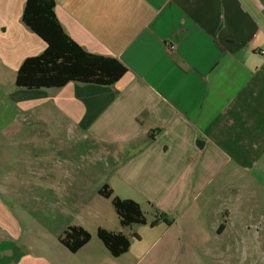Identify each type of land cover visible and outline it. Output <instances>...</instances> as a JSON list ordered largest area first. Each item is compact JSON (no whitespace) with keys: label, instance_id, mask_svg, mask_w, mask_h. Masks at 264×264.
Instances as JSON below:
<instances>
[{"label":"crops","instance_id":"0c3cea01","mask_svg":"<svg viewBox=\"0 0 264 264\" xmlns=\"http://www.w3.org/2000/svg\"><path fill=\"white\" fill-rule=\"evenodd\" d=\"M55 1L77 44L128 72L111 87L20 89V67L47 45L23 23L27 0H0V146L36 126L93 141L115 162V195L172 224L119 222L110 231L140 236L119 258L93 233L77 253L59 242L63 231L8 233L0 264H187L172 258L192 253L208 207L230 219L231 190L264 183V0Z\"/></svg>","mask_w":264,"mask_h":264},{"label":"rangeland","instance_id":"374dc122","mask_svg":"<svg viewBox=\"0 0 264 264\" xmlns=\"http://www.w3.org/2000/svg\"><path fill=\"white\" fill-rule=\"evenodd\" d=\"M51 130L60 135L63 127L58 121ZM49 132L29 127L21 139L0 146V246L8 233L22 232L29 240L43 238L45 231L56 237L71 225L91 234L99 227L119 228L112 201L98 194L115 167L107 151L90 140ZM248 185L247 191L231 190L230 219L219 203L208 207L194 250L174 255L173 262L180 257L187 264H264V183Z\"/></svg>","mask_w":264,"mask_h":264},{"label":"trees","instance_id":"16d2710c","mask_svg":"<svg viewBox=\"0 0 264 264\" xmlns=\"http://www.w3.org/2000/svg\"><path fill=\"white\" fill-rule=\"evenodd\" d=\"M56 7L55 0L26 2L23 23L45 42L47 48L41 55L24 61L17 74V87L27 90L62 89L70 83L114 86L128 72L127 67L115 58L89 53L77 44L59 21ZM98 194L112 201L124 229L139 226L156 228L162 223L172 224L165 215L150 221L139 203L116 196L109 183H105ZM97 237L115 258L129 252L131 238L140 239L138 234L130 237L123 232L105 228L98 229ZM58 239L71 253H77L91 242L92 234L83 226L71 225Z\"/></svg>","mask_w":264,"mask_h":264},{"label":"built area","instance_id":"2783aa9c","mask_svg":"<svg viewBox=\"0 0 264 264\" xmlns=\"http://www.w3.org/2000/svg\"><path fill=\"white\" fill-rule=\"evenodd\" d=\"M173 49H175V46L173 47Z\"/></svg>","mask_w":264,"mask_h":264}]
</instances>
